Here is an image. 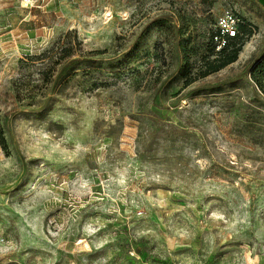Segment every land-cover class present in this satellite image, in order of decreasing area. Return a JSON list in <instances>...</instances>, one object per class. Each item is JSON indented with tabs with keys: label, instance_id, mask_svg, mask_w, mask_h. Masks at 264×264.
I'll return each mask as SVG.
<instances>
[{
	"label": "rangeland",
	"instance_id": "rangeland-1",
	"mask_svg": "<svg viewBox=\"0 0 264 264\" xmlns=\"http://www.w3.org/2000/svg\"><path fill=\"white\" fill-rule=\"evenodd\" d=\"M253 5L0 0V264H264Z\"/></svg>",
	"mask_w": 264,
	"mask_h": 264
},
{
	"label": "built area",
	"instance_id": "built-area-1",
	"mask_svg": "<svg viewBox=\"0 0 264 264\" xmlns=\"http://www.w3.org/2000/svg\"><path fill=\"white\" fill-rule=\"evenodd\" d=\"M243 24V20L230 10L218 16L212 32V41L215 44V48L220 49L227 45L231 38L243 36L240 31Z\"/></svg>",
	"mask_w": 264,
	"mask_h": 264
},
{
	"label": "trees",
	"instance_id": "trees-1",
	"mask_svg": "<svg viewBox=\"0 0 264 264\" xmlns=\"http://www.w3.org/2000/svg\"><path fill=\"white\" fill-rule=\"evenodd\" d=\"M246 24L244 23L241 28L240 31L244 34L246 33ZM240 38V36L235 37V38H231L228 42L227 45L223 46L222 48H220V50L222 51L224 48H226L230 42H234L236 39ZM211 39H212V35H211ZM213 42V41H212ZM214 47L215 44L213 43ZM63 53L61 55V57H67L71 55V50L70 48H63L62 49ZM251 78L253 80V82L256 84V86L260 89H262V91H264V58H262L259 62H257L253 69L251 70ZM0 144L5 147V138L3 137L2 133H1V129H0Z\"/></svg>",
	"mask_w": 264,
	"mask_h": 264
},
{
	"label": "crops",
	"instance_id": "crops-1",
	"mask_svg": "<svg viewBox=\"0 0 264 264\" xmlns=\"http://www.w3.org/2000/svg\"><path fill=\"white\" fill-rule=\"evenodd\" d=\"M251 2L256 5L252 6V11L249 12L250 16L246 20L247 31H250L248 27L253 26L251 28H257L259 34L264 35V0H251Z\"/></svg>",
	"mask_w": 264,
	"mask_h": 264
}]
</instances>
